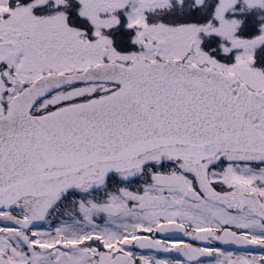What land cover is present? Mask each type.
<instances>
[{
    "label": "snow or ice",
    "instance_id": "snow-or-ice-1",
    "mask_svg": "<svg viewBox=\"0 0 264 264\" xmlns=\"http://www.w3.org/2000/svg\"><path fill=\"white\" fill-rule=\"evenodd\" d=\"M0 264H264V0H0Z\"/></svg>",
    "mask_w": 264,
    "mask_h": 264
}]
</instances>
